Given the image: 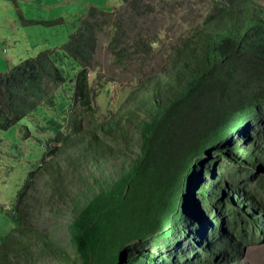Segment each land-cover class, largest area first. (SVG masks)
Here are the masks:
<instances>
[{
  "label": "trees",
  "instance_id": "trees-1",
  "mask_svg": "<svg viewBox=\"0 0 264 264\" xmlns=\"http://www.w3.org/2000/svg\"><path fill=\"white\" fill-rule=\"evenodd\" d=\"M215 1L220 13L177 40L169 50L168 66L141 85L139 90L145 93L140 98L131 93L124 115L101 125L92 122L93 130L126 144L135 134L139 153L128 160L122 151L102 147L89 135L87 147L94 153L105 150L123 163L107 172L104 161L88 159L101 174L80 184L83 190L73 196L67 225L73 253L21 215L33 172L9 213L15 226L1 240L0 264H213V247L206 252L211 261L203 259L198 243L189 253L180 248L183 236H193L192 229L202 227L205 217L197 197L217 224L212 238L226 236L215 244L221 247L219 252H238L231 239L242 241L244 223L256 229L263 218H251L255 209L242 202L240 189L225 186L222 180L206 183L203 177L218 169L232 175L238 174L231 172L235 169H257L258 158L264 166V7L251 0ZM110 14L91 9L65 46V56L80 70L73 80L69 110L63 111L68 131L52 121V142L66 141L80 130L81 118L94 115L89 68L94 65L96 31L104 28L95 20ZM122 38L116 28L109 50L116 63L124 65L136 53ZM68 81L49 51L0 72V128L21 122L42 106H57L56 92ZM251 124L259 125L262 134L245 149L240 146L245 139L237 136ZM60 188L52 187V198L64 195ZM141 243L161 251L135 252Z\"/></svg>",
  "mask_w": 264,
  "mask_h": 264
},
{
  "label": "rangeland",
  "instance_id": "rangeland-1",
  "mask_svg": "<svg viewBox=\"0 0 264 264\" xmlns=\"http://www.w3.org/2000/svg\"><path fill=\"white\" fill-rule=\"evenodd\" d=\"M251 1L264 7V0ZM220 2L226 3V0ZM218 7L215 0H0V72L7 73L22 61L49 51L56 65L69 78L68 84L56 92L57 106H42L21 122L7 129L0 128V243L15 226L9 213H13L29 175L34 172L31 187L20 208L21 215L73 253L67 228L73 215V196L83 190L80 184L101 174L92 159H88L104 161L107 172L120 169L123 163V160L113 158V154L107 155L105 150L101 154L94 153L87 147L88 138L92 136L102 147L122 151L128 160L139 153L135 134L126 144L124 139L116 140L100 129L93 130L92 122L101 125L124 115L129 109L125 103L131 93L140 98L145 93L139 90L141 85L159 76L168 66L172 56L169 50L176 46L177 40L189 36L192 29L204 27L210 17L220 13ZM91 9L111 13L95 20L98 24L104 23V28L102 32L96 31L94 65L89 68L94 115L81 118L80 130L71 132L66 141L52 142L55 135L51 129L52 121L62 124L63 131H68L70 124L63 111L69 110L73 80L80 70L76 62L65 56V46ZM116 28L124 36L122 40L127 47L136 53L124 65L116 63L109 50ZM152 41L156 43L151 44ZM260 130L257 124L243 128L237 136L238 140L245 139L240 146L249 148L254 138L262 134ZM68 161L72 163L70 166ZM222 161L227 163L225 159ZM256 162L258 174L249 167L241 172L231 170L236 171V175L223 174L218 169L215 175L203 177L206 183L211 179L222 180L225 186L240 189L242 202L245 200L255 209L250 213L251 218L259 215L263 218L256 229H250L244 223L242 241L236 237L231 239L238 252L234 255L228 249L219 252L221 247L215 244H221L226 236L212 238L213 231L218 229L217 224L203 209L198 197L205 218L200 229H192L195 235L181 238L182 251L189 253L198 243L197 247L204 250L205 261H211L206 252L212 247L215 249L213 264H264V166L259 158ZM45 165L51 168L40 170ZM74 180H77L75 185L72 184ZM58 185L64 195L52 198L51 189ZM134 251L160 253L161 250L151 243H141Z\"/></svg>",
  "mask_w": 264,
  "mask_h": 264
},
{
  "label": "water",
  "instance_id": "water-1",
  "mask_svg": "<svg viewBox=\"0 0 264 264\" xmlns=\"http://www.w3.org/2000/svg\"><path fill=\"white\" fill-rule=\"evenodd\" d=\"M252 170H253V173H254V174H258V173H259V170H257V169H253V168H252Z\"/></svg>",
  "mask_w": 264,
  "mask_h": 264
}]
</instances>
